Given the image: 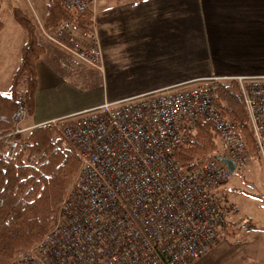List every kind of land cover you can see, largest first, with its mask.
Listing matches in <instances>:
<instances>
[{"label":"built area","instance_id":"built-area-1","mask_svg":"<svg viewBox=\"0 0 264 264\" xmlns=\"http://www.w3.org/2000/svg\"><path fill=\"white\" fill-rule=\"evenodd\" d=\"M58 1L77 11L96 0ZM88 30L65 20L46 35L72 65L102 69L98 39ZM235 79L264 156V78ZM230 80L200 79L43 123L80 164L55 225L10 264H188L219 244L231 212L225 187L232 172L218 159L183 171L176 154L204 117L236 169L247 165L243 137L215 103L218 84ZM28 118L19 107L16 133L30 129ZM21 146L8 140L5 156Z\"/></svg>","mask_w":264,"mask_h":264},{"label":"crops","instance_id":"crops-1","mask_svg":"<svg viewBox=\"0 0 264 264\" xmlns=\"http://www.w3.org/2000/svg\"><path fill=\"white\" fill-rule=\"evenodd\" d=\"M90 9L88 31L98 39L102 69L72 65L67 52L40 37L45 51L27 127L200 79L264 78V0H96ZM21 47L20 57L0 53V92L11 90ZM231 246L221 237L188 264H264V253L231 254Z\"/></svg>","mask_w":264,"mask_h":264},{"label":"trees","instance_id":"trees-1","mask_svg":"<svg viewBox=\"0 0 264 264\" xmlns=\"http://www.w3.org/2000/svg\"><path fill=\"white\" fill-rule=\"evenodd\" d=\"M57 4L56 8L50 6L46 30L57 28L65 20L75 21L84 30L93 24L94 14L89 7L68 11L58 1ZM13 17L28 38L21 47L10 92H0V264H10L55 225L61 202L80 164L78 155L64 147L61 137L47 125L31 127L23 134L15 132L13 115L19 107H26L29 116L34 113L39 85L37 64L45 50L32 19L17 7ZM3 26L0 17V30ZM215 103L236 124L249 155L262 156L236 79L218 84ZM8 140H20L22 146L7 157L4 150ZM221 142L213 121L198 118L176 154L180 167L189 171L217 159L222 155Z\"/></svg>","mask_w":264,"mask_h":264},{"label":"rangeland","instance_id":"rangeland-1","mask_svg":"<svg viewBox=\"0 0 264 264\" xmlns=\"http://www.w3.org/2000/svg\"><path fill=\"white\" fill-rule=\"evenodd\" d=\"M57 1L58 0H1L0 17L4 26L0 30V53L1 51H7L9 55H13L16 52V55L20 57L18 49L28 38L27 32L13 17L14 8L17 7L21 9L32 19L37 28L38 39L40 37L47 38L46 33L54 29L46 30L44 28L45 20L50 6L55 8L58 6ZM88 7L90 8V5ZM26 125H28V123H26ZM225 195L231 210L227 218V228L224 229L225 232L223 231L222 234L223 243H230L232 245L230 248H227V252L231 254H245L247 250H250L256 251L257 256L261 255L264 253L263 155L259 157L249 155L247 165L242 168H237L232 173L231 179L225 187ZM258 258L259 257H257V259ZM193 263L229 264L224 260L205 261L204 259L203 261H196Z\"/></svg>","mask_w":264,"mask_h":264},{"label":"water","instance_id":"water-1","mask_svg":"<svg viewBox=\"0 0 264 264\" xmlns=\"http://www.w3.org/2000/svg\"><path fill=\"white\" fill-rule=\"evenodd\" d=\"M217 159L219 161L225 163L232 173L236 170L235 162L233 160H231L230 158H228L226 155H221Z\"/></svg>","mask_w":264,"mask_h":264}]
</instances>
